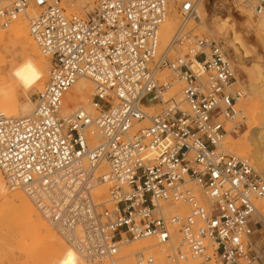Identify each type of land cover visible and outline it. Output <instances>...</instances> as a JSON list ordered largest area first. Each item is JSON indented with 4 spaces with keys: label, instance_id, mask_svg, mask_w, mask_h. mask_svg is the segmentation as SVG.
<instances>
[{
    "label": "built area",
    "instance_id": "2783aa9c",
    "mask_svg": "<svg viewBox=\"0 0 264 264\" xmlns=\"http://www.w3.org/2000/svg\"><path fill=\"white\" fill-rule=\"evenodd\" d=\"M204 2L99 0L86 17L67 15L61 0H16L0 9L2 27L27 20L51 63L29 117L0 113V174L10 190L26 194L78 264H157L149 249L122 255L152 239L169 248L172 261L262 264L252 237L264 221L256 205L264 177L223 147L246 119L237 106L247 94L234 88L223 43L196 32ZM244 2L264 16V0ZM171 7L180 23L161 48ZM166 72L182 85L180 99L169 95ZM80 78L95 87L96 117L63 116ZM93 136L100 138L95 147ZM105 186L106 199L99 195Z\"/></svg>",
    "mask_w": 264,
    "mask_h": 264
},
{
    "label": "rangeland",
    "instance_id": "374dc122",
    "mask_svg": "<svg viewBox=\"0 0 264 264\" xmlns=\"http://www.w3.org/2000/svg\"><path fill=\"white\" fill-rule=\"evenodd\" d=\"M14 1L16 0H0V9L8 7ZM89 1L90 0H61V5L65 9L67 15H78L81 17H86L94 11L99 0H91V3ZM241 8H244L245 11H241ZM170 9L172 11V14H174L176 17L178 27L180 18L177 14L176 7H172ZM36 12L37 11H32L31 15L35 14ZM203 14H205L204 23H200V25L197 26V34L204 37L216 39L223 43L224 48L231 61L233 62L236 70L237 83L234 85V88L244 89L247 94V96L242 99L240 104L237 106V109L241 112V116L246 117V119L243 121L241 127L237 129L235 133L231 134L234 142H242L244 134L250 128L249 125L253 126V123H250L252 121L254 122V116L255 119L257 118V122L259 121L258 127L264 126V107L261 111H257L253 114H251L248 111L249 109H247L246 107L248 103L251 104L254 102H260V106L264 105L263 103L261 104L262 100L251 87L250 81V71H253L256 67H259L261 69V78L264 80V31H261V33L263 34V40L262 42H260L256 35L255 27L253 28V26H255L259 22L260 17L249 4L244 2V0H205L204 5L200 9V16H202V19ZM20 19L21 21H25V23L29 26V23L26 19L19 18L17 21H19ZM17 21L13 22L10 26L14 25ZM10 26H0V29L2 28L4 31H6V28L9 29ZM167 43L161 45V48H164ZM0 47L2 48L3 44H0ZM8 49L10 50L9 53L3 52L2 55V60L6 63V66L4 65V63L1 64L2 66L4 65L1 70L5 71L4 74L6 78H8L11 74L12 64L17 62L18 60H21L22 58H33L35 56L32 48L29 45L20 42H15V44L11 46L9 45ZM38 52L43 59L45 58V64H42L44 69L46 70L44 81L35 86H32L29 89L24 90L19 88L17 91L19 104L24 103L25 101L32 102L33 109L34 98L43 87L42 85H44L48 80V71L51 66L49 58L45 57L40 52V50H38ZM165 75L171 81H173V77L169 72H166ZM4 90L5 81L0 80V96L4 94ZM181 90L182 85L173 81V87L169 95L176 96L178 99H180L176 93H180ZM262 99H264V97ZM159 109L160 107L156 106L152 109H149L148 112L151 114H155ZM0 111L2 110L0 109ZM91 115H93V117H96L98 115V112L95 108ZM240 121L241 120L239 117L236 122L239 123ZM223 147L239 158L248 161L254 168L256 167L258 169L259 173H262L264 175V146L263 150L260 152L259 157L251 156V152H249L248 150H245L243 153L238 151L235 146L228 143V139L226 137L223 141ZM0 176L2 177L1 174ZM4 184L5 192L8 194V196H11L19 191L26 196L23 191L10 190L5 182ZM190 187L194 188V185ZM196 191L197 193H199L198 190ZM99 195H102V197H104L105 199L108 198V186L103 187L100 190ZM28 200L30 201L29 198ZM261 200L257 201L256 205L260 214L264 218V209L260 205ZM34 208L38 213V210L35 206ZM38 214L42 218V220H44L40 213ZM257 228L258 229H255L254 235L252 237V242L254 245V251L260 257L262 264H264V221H260V225H258ZM149 244L157 245L154 239L150 240ZM149 244H146V241L131 243L130 245L122 248V255L129 256L134 252L147 250L149 248L147 245ZM261 244L263 245V248L262 250H259L258 245L261 246ZM158 247L148 252L149 254H152L156 257L157 264H182L183 262L185 264H189V262H191L190 264H196L195 261L185 262L172 261L169 259L167 261V255L170 252L169 248H167V246H165L166 248H162L160 246ZM68 248L72 250L70 247ZM0 264H62L58 257L50 255L48 253V247L46 243L30 238L29 228L27 224L22 221V218L14 209H12L7 204H3L2 201H0Z\"/></svg>",
    "mask_w": 264,
    "mask_h": 264
},
{
    "label": "bare ground",
    "instance_id": "6f19581e",
    "mask_svg": "<svg viewBox=\"0 0 264 264\" xmlns=\"http://www.w3.org/2000/svg\"><path fill=\"white\" fill-rule=\"evenodd\" d=\"M241 11H245V9L241 8ZM204 15L205 14H203V19L201 16L202 19L201 24L204 23ZM259 17H260L259 22L255 26H253V28L255 27L256 35L259 41L262 42L263 34L261 33V31H264V16L259 15ZM176 28H177V20L175 15L172 14V11L170 9L163 25L161 26V30L159 34L160 47L161 45H164L170 40ZM1 29H0V44H3V47L2 48L0 47V80L5 81V90L3 91L4 94L0 96V109L2 110L0 111V113H3L10 118L29 117L33 113V103L29 101H25L24 103L19 104L17 91L19 88L24 90L29 89L32 86H35L40 82L44 81L46 70L44 69L42 64L44 63L45 58L43 59L39 54L38 52L39 48L36 45V43L33 42V39L31 38L29 26L25 23V21H21L20 19L14 25L10 26L9 29L6 28L7 29L6 31ZM15 42H20L29 45L32 48V51L34 52L35 56L33 58L30 57L22 58L21 60H18L17 62L12 64L11 74L8 78H6L4 74L5 71L1 70V68L4 65L6 66V63L2 60V55L3 52L9 53L10 51L8 49L9 45L10 46L14 45ZM3 63L4 65L2 66L1 64ZM48 75H49V71H48ZM250 76H251L250 79L251 87L262 100L261 104L262 103L264 104V99H262L264 97V80L261 78L262 76L261 69L259 67H256L253 71H250ZM45 84L42 86L44 87ZM94 89L95 88L91 81H89L86 78H80L65 96L64 99L65 108L63 110V116L70 115L71 113H74L76 111H84L91 115L92 112L94 111V106L92 103V96L94 94ZM176 94L179 98H181V91L180 93L178 92ZM259 103L260 102L258 103L254 102L251 104L248 103L246 107L247 109H249L248 111L251 114H253L257 111H261L262 108L264 107V105L260 106ZM150 115H153V113L152 114L150 113ZM253 120L254 122L252 121L250 123V124L253 123V126L249 125L250 128L244 134L242 142H237V141L234 142L232 135L230 134L227 135L226 138L228 139V143L235 146L238 151L243 153L245 150H248L249 152H251V156L259 157L260 152L263 150V146H264V126H262L263 128L258 127L259 121L257 122V118L255 119V116L253 117ZM93 137L94 138H92L90 141L91 147H95L100 144V138L95 136ZM260 174L264 177L262 173ZM0 201H2L3 204H7L12 209H14L18 213V215L22 218V221L27 224L29 228L30 238H33L34 240L42 241L47 244L48 253L50 255H54L58 257L59 260L62 262V264H64V262L68 258V254L71 253L74 257V264L79 263V259L75 251L73 249H72L73 251L70 250L68 246H66L65 241L58 236V234L54 231V229L51 226H49V224H47L45 220H42V218L38 214L39 212L37 213L33 204L28 200V198L22 192L19 191L11 196H8V194L5 192V184L1 176H0ZM260 205L264 209V198L261 200ZM182 208L183 207L177 206L174 210L181 211L183 210ZM149 243L150 240H146V244ZM147 246L149 247L147 248L151 251L152 249L158 247L155 244H149ZM258 246H259V250H262L263 245L261 244V246L260 245ZM162 248H166V247L164 246ZM190 263L191 262H189V264Z\"/></svg>",
    "mask_w": 264,
    "mask_h": 264
},
{
    "label": "clouds",
    "instance_id": "9594fccd",
    "mask_svg": "<svg viewBox=\"0 0 264 264\" xmlns=\"http://www.w3.org/2000/svg\"><path fill=\"white\" fill-rule=\"evenodd\" d=\"M19 75V73H18ZM64 264H74V257L71 253L68 254L67 260L64 262Z\"/></svg>",
    "mask_w": 264,
    "mask_h": 264
}]
</instances>
